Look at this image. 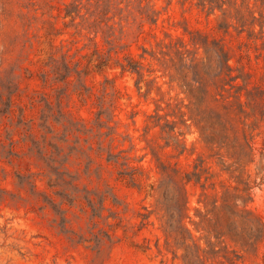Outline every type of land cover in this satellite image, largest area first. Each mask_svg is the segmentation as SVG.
<instances>
[{"label": "rangeland", "instance_id": "374dc122", "mask_svg": "<svg viewBox=\"0 0 264 264\" xmlns=\"http://www.w3.org/2000/svg\"><path fill=\"white\" fill-rule=\"evenodd\" d=\"M223 1L231 18L214 0L204 9L196 0H0V264H183L161 217L175 190L167 173L183 177L195 164L210 168L184 184L186 225L202 248L217 242L205 218L223 213L204 203L222 186L250 182L247 208L264 219V125L251 162L207 144L190 121L176 126V145L152 117L189 103L188 66L206 58L191 41L219 44L263 84L260 42L234 19L238 9L258 18L261 1ZM228 244L237 264H264V244Z\"/></svg>", "mask_w": 264, "mask_h": 264}, {"label": "trees", "instance_id": "16d2710c", "mask_svg": "<svg viewBox=\"0 0 264 264\" xmlns=\"http://www.w3.org/2000/svg\"><path fill=\"white\" fill-rule=\"evenodd\" d=\"M212 1L196 0L195 5L204 9ZM260 1L263 7L258 18L253 14L247 18L240 9L235 10L234 16L241 28L240 32L247 28V39L254 43L260 42L259 48L255 46L258 57L264 56V0ZM214 2L224 17L231 18L230 14H226L229 8L223 9V0ZM234 6L235 4L232 5ZM255 26L259 27L258 32H255ZM191 43L196 48L200 45L206 58L204 61L194 56L188 66V69H193L195 77L192 84H187L189 103L167 104L168 112L164 115L155 111L152 116L155 118L154 126H159L166 138L178 145L174 130L178 124L186 126V121H190L202 132L207 133V144L216 145L218 151L223 150L230 158H249L252 162L254 131L264 125V67L261 75L263 84H256L251 81L254 74L245 70L244 66L234 67L231 58L219 44H197L193 41ZM122 69L125 68L122 66ZM129 70L138 74V70L132 66ZM183 107L188 109L189 114L182 110ZM203 122L207 128L200 126ZM99 123H102L100 118ZM220 165L221 172L237 179L233 177L234 171L230 166L225 167L223 162ZM209 169L195 164L193 171L183 177L176 170H172V176L167 173V178L172 180L176 191L174 190L173 195L163 203L165 213L161 217V230L165 244L174 243L175 251L183 250L180 255L183 264H237L242 256L228 242L241 250L257 249L259 244H264V219L247 208V204L252 201L253 186H250V182L239 180L236 186H222L219 198L214 195L213 198L208 197L209 201L204 203L206 207L210 206L209 213L214 215L216 210L223 213V216L218 214L214 215V218H205L212 226L217 242H209L206 248L196 243L186 225V220L190 218L187 214L184 184L191 180L200 183L202 176L209 173ZM207 180L208 177L205 176V181ZM180 183L183 186L181 192L176 186ZM252 184L256 185V182L253 181ZM214 186L215 184L211 183L208 187L215 191ZM218 201L220 207H217Z\"/></svg>", "mask_w": 264, "mask_h": 264}]
</instances>
